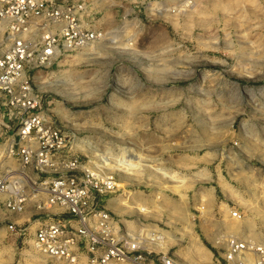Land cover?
<instances>
[{"label": "rangeland", "instance_id": "1", "mask_svg": "<svg viewBox=\"0 0 264 264\" xmlns=\"http://www.w3.org/2000/svg\"><path fill=\"white\" fill-rule=\"evenodd\" d=\"M149 7L101 0L106 39L37 68L35 89L72 153L115 173L117 214L161 233L151 248L216 264L222 233L264 243V0H196L165 16ZM31 239L1 223L0 264H53Z\"/></svg>", "mask_w": 264, "mask_h": 264}, {"label": "built area", "instance_id": "2", "mask_svg": "<svg viewBox=\"0 0 264 264\" xmlns=\"http://www.w3.org/2000/svg\"><path fill=\"white\" fill-rule=\"evenodd\" d=\"M100 1L0 0V129L12 132L0 143V224L32 233L33 249L53 264H183L151 248L161 233L129 228L109 208L120 190L115 173L72 153L35 89L37 68L106 39L110 31L95 25ZM195 1L143 0L158 16L188 11ZM6 158L17 167L3 166ZM30 202L34 215L15 221L12 214ZM215 244L218 264H264L263 242L222 233Z\"/></svg>", "mask_w": 264, "mask_h": 264}, {"label": "crops", "instance_id": "3", "mask_svg": "<svg viewBox=\"0 0 264 264\" xmlns=\"http://www.w3.org/2000/svg\"><path fill=\"white\" fill-rule=\"evenodd\" d=\"M185 160H186L185 157H184V156H181L180 159H179V162H178L177 164H178L179 166H180V164H181V165H185V162H186ZM117 198H118V197H116V198H112V199H110V200L108 201V203H107V205L109 206V208H111L112 210H114L116 213H117V210H115V206H119V205H118V204L115 205L114 202H111V201H115V202L117 201V202H120L119 200H117ZM122 204H123V203H122ZM30 205H31V204H30ZM28 207L30 208L31 206H28ZM28 207H27V208H28ZM32 207H34L33 204H32ZM27 210H28V211H27ZM27 210L24 212V213H26V214H24V213H23V214H24V217H25L26 219H29L30 217H32V216L34 215V213H35L36 211L33 213V210H34V209H33V210H32V209H30V210L27 209ZM124 221H125V224L127 225V227L132 228V229H134V230H136V231L138 230V229H136V227H133L132 224L129 223L130 221H126V220H124ZM216 264H217V263H216Z\"/></svg>", "mask_w": 264, "mask_h": 264}]
</instances>
